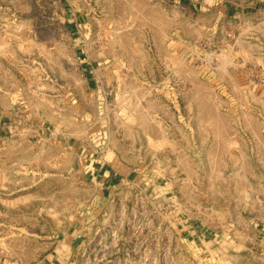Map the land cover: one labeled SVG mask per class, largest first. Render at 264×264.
<instances>
[{
  "label": "rangeland",
  "instance_id": "374dc122",
  "mask_svg": "<svg viewBox=\"0 0 264 264\" xmlns=\"http://www.w3.org/2000/svg\"><path fill=\"white\" fill-rule=\"evenodd\" d=\"M205 92L217 114L213 141L230 131L234 142L214 145L212 156L190 137L198 119L167 121L173 100L184 117L188 99ZM20 131H69L74 146L85 136L86 150L117 175L69 231L63 184L38 180L25 206L52 226L46 264H264V6L0 0V169L18 161L3 140ZM172 131L180 154L163 147ZM7 188L0 184V212L19 205L3 201L20 192ZM66 231L70 245L57 247Z\"/></svg>",
  "mask_w": 264,
  "mask_h": 264
},
{
  "label": "crops",
  "instance_id": "0c3cea01",
  "mask_svg": "<svg viewBox=\"0 0 264 264\" xmlns=\"http://www.w3.org/2000/svg\"><path fill=\"white\" fill-rule=\"evenodd\" d=\"M241 3L246 7L248 5H254V8H260L261 5L264 6V0H241ZM173 18L174 24H177L179 19ZM93 83L94 78H89L87 84L92 86ZM158 87H161V91L165 88L163 84L161 86L158 85ZM192 87L196 89L197 86L192 85ZM161 102L163 105L165 104V102ZM176 102L174 100L171 102L173 103L172 108L175 110H172V118L167 119V121L171 122L172 125L178 126L179 120L183 119V122H191L194 125L198 119L200 122L199 130L195 129L191 132L190 129L189 131L190 137L197 138L198 136L201 137L200 129L203 128L204 130L202 136H205V142L201 145L200 137H198L200 143L197 145L198 150L201 151L204 146L202 152L212 156L214 145L218 144L221 148L224 146L227 148L228 146L229 149L231 144L234 145L230 131L221 132L220 137H215L216 140L215 142L213 141L212 128L216 125L217 114L208 93L205 92V94L198 95V98L196 94L192 95L188 99L189 111L184 117L179 112L180 107ZM147 103H145L146 106ZM156 103L160 104L159 97ZM191 103H194L197 107L194 111L191 110ZM167 107L171 106L168 105ZM158 122L162 123L164 120H158ZM65 133L68 136L65 134L66 136L63 138H60L58 134H51L43 137L39 135L32 139L33 134L20 131L5 137V140H3V147L6 153H12L18 158V161L6 164L0 169L2 171L0 173V184L5 189V194L8 193L7 187L9 186L19 188L20 192L3 198L4 202H14L19 205L14 206L13 211L0 212V264H46V259L50 255V257L54 256L53 251L55 250L53 247L46 252L42 245H46V242L52 245V226L47 227V219L44 216H40L43 219V223L38 224V216L29 213L25 206L27 202L33 200L34 188L37 186L38 180L47 183L49 180L56 178L59 183L63 184L66 191L65 201L68 206H71L68 207L67 214L63 216L68 219L67 231L73 225L80 227V224L76 222L74 224L72 219L83 221L84 204L88 200L93 201L95 198H100L94 192L101 184H107L103 187L107 188L117 182L113 164L108 161H101L100 157L96 158L95 149L86 150L87 145L84 144L85 136L78 137L79 143L74 146L68 143L71 133L69 131ZM171 135L173 138L172 143L168 142L163 147L167 146L172 153L180 154V139L175 138L174 131H172ZM163 138H167L166 132ZM94 144L90 143V145ZM109 146L110 150H113L114 156L117 157L119 151L115 148V142H109ZM121 159L122 156H120L119 160ZM125 159L124 161L127 160ZM231 159L238 161L239 157L231 156ZM247 169L248 167L246 166L245 177L247 176ZM16 173H19V175L17 176ZM245 181L248 186V180L246 179ZM11 182L12 184H10ZM67 231L66 235H64L66 237H64L62 242L60 240L57 241V247L61 243L70 245L73 237L72 233L77 232L76 229L71 234L67 233ZM36 236L40 237V240Z\"/></svg>",
  "mask_w": 264,
  "mask_h": 264
}]
</instances>
